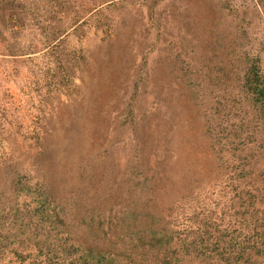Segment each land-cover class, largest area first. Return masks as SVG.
Masks as SVG:
<instances>
[{"label": "rangeland", "instance_id": "374dc122", "mask_svg": "<svg viewBox=\"0 0 264 264\" xmlns=\"http://www.w3.org/2000/svg\"><path fill=\"white\" fill-rule=\"evenodd\" d=\"M246 74L264 0H0V264H264Z\"/></svg>", "mask_w": 264, "mask_h": 264}, {"label": "trees", "instance_id": "16d2710c", "mask_svg": "<svg viewBox=\"0 0 264 264\" xmlns=\"http://www.w3.org/2000/svg\"><path fill=\"white\" fill-rule=\"evenodd\" d=\"M245 84L248 87V89L252 92V94H254V96H255L254 101L257 104L263 103L264 102V83L262 81L258 80L256 78V75H254V77L252 75V77H251V75L246 74ZM44 210H45V206H43V205L42 206L40 205L39 207L37 206L34 208V212H36L37 214L41 213L43 215L45 212ZM263 225H264V222H263ZM258 238H259L260 245L264 246V242L262 241V240H264V229H262V233H258ZM248 239H247V241H249ZM256 244L257 243H252L250 246L245 247L242 251L244 252L245 250L246 251L252 250L255 253H264V248H261V247H259V244L258 245H256Z\"/></svg>", "mask_w": 264, "mask_h": 264}]
</instances>
